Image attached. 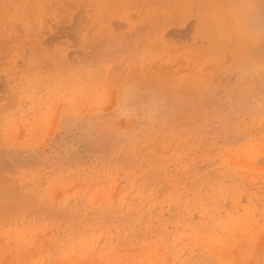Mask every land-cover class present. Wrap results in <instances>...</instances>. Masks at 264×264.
<instances>
[{
    "label": "rangeland",
    "instance_id": "obj_1",
    "mask_svg": "<svg viewBox=\"0 0 264 264\" xmlns=\"http://www.w3.org/2000/svg\"><path fill=\"white\" fill-rule=\"evenodd\" d=\"M0 0V264H264V0Z\"/></svg>",
    "mask_w": 264,
    "mask_h": 264
},
{
    "label": "bare ground",
    "instance_id": "obj_2",
    "mask_svg": "<svg viewBox=\"0 0 264 264\" xmlns=\"http://www.w3.org/2000/svg\"><path fill=\"white\" fill-rule=\"evenodd\" d=\"M261 1L262 0H253L251 3V8L257 9L259 6H261V4H263Z\"/></svg>",
    "mask_w": 264,
    "mask_h": 264
}]
</instances>
